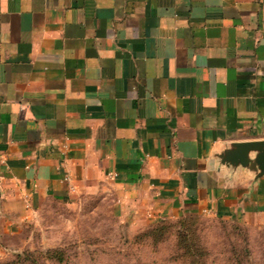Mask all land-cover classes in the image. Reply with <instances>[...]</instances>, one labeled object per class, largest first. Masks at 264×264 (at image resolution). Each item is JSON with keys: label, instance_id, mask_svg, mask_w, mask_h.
<instances>
[{"label": "crops", "instance_id": "crops-1", "mask_svg": "<svg viewBox=\"0 0 264 264\" xmlns=\"http://www.w3.org/2000/svg\"><path fill=\"white\" fill-rule=\"evenodd\" d=\"M258 140L264 0H0V240L87 195L130 233L264 225V174L218 159Z\"/></svg>", "mask_w": 264, "mask_h": 264}, {"label": "rangeland", "instance_id": "rangeland-1", "mask_svg": "<svg viewBox=\"0 0 264 264\" xmlns=\"http://www.w3.org/2000/svg\"><path fill=\"white\" fill-rule=\"evenodd\" d=\"M111 195L84 196L76 205L48 203L17 234L0 240V264H264V225H233L203 216L184 247L175 222L128 232L110 211ZM199 223L196 222V227ZM154 230L148 234V228Z\"/></svg>", "mask_w": 264, "mask_h": 264}, {"label": "water", "instance_id": "water-1", "mask_svg": "<svg viewBox=\"0 0 264 264\" xmlns=\"http://www.w3.org/2000/svg\"><path fill=\"white\" fill-rule=\"evenodd\" d=\"M254 152L250 158L249 153ZM221 164L236 168L241 166L255 172L259 177L264 174V140L233 142L218 154Z\"/></svg>", "mask_w": 264, "mask_h": 264}, {"label": "trees", "instance_id": "trees-1", "mask_svg": "<svg viewBox=\"0 0 264 264\" xmlns=\"http://www.w3.org/2000/svg\"><path fill=\"white\" fill-rule=\"evenodd\" d=\"M202 218H203L202 215H187V216L180 217V218H178L176 220L163 219V220H160V221L157 222L159 224L157 226H160V227L164 226V228L167 229V227L170 226L169 221L175 222V224H176V226L178 228L177 232H178V234L182 235V237L184 239L183 245L188 250V253L191 256L199 257L202 254V252H201L199 247L193 245V243H192V240H193L192 234L200 233L198 227L200 225V221H201ZM217 220H221V219H217ZM222 221H224V220H222ZM196 222L199 223L197 225V227L195 225ZM226 222H228V221H226ZM230 223L233 224V225L237 224V223H232V222H230ZM148 229H149L147 231L148 234H153L154 233V230H152V227L148 228Z\"/></svg>", "mask_w": 264, "mask_h": 264}]
</instances>
